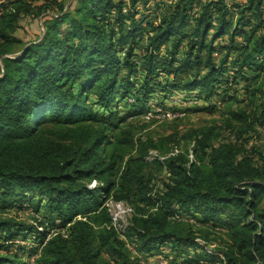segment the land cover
<instances>
[{
	"label": "trees",
	"instance_id": "obj_1",
	"mask_svg": "<svg viewBox=\"0 0 264 264\" xmlns=\"http://www.w3.org/2000/svg\"><path fill=\"white\" fill-rule=\"evenodd\" d=\"M169 1L18 0L1 11L0 264H264V149L215 146L203 130L171 152L176 136L137 137L130 122L157 89L165 109L197 89L240 102L229 94L239 85L255 106L264 0ZM28 20L43 27L31 40L19 35ZM123 100L133 111L121 117ZM247 113L231 116L246 126ZM154 167L169 176L162 187ZM103 199L131 209L124 231ZM32 204L46 210L38 226L9 216Z\"/></svg>",
	"mask_w": 264,
	"mask_h": 264
},
{
	"label": "rangeland",
	"instance_id": "obj_2",
	"mask_svg": "<svg viewBox=\"0 0 264 264\" xmlns=\"http://www.w3.org/2000/svg\"><path fill=\"white\" fill-rule=\"evenodd\" d=\"M172 1L173 0H170L169 2L171 3ZM232 2L233 0H230V4ZM150 6L154 8V3ZM147 13L149 16L158 14V12L153 9H150ZM38 29H40V31L43 30L42 25L37 22L32 23L28 20L26 23L24 22V26L19 32V35L25 40H31L36 37ZM229 92L230 96L234 95L236 100L241 101L225 102L219 97L206 101L199 89L192 92L189 91L188 94L177 91L172 94V97H169L170 99L168 101L165 102L166 110L165 108H162L159 103H156V101L161 102L158 101L161 98V96H159L161 92L157 89V92L153 95V101L149 104L150 109L148 113L134 118L130 122H133V124L137 127V137L152 138L156 140L162 138L160 139L161 141L167 137L176 136L180 145H175L174 142L169 144L168 150L171 152H176L177 150L185 148L192 149L194 145L189 141L190 135L193 136L197 132L201 134L203 130H211L214 134L212 143L215 146L227 143L237 144L245 149L244 151L246 154L252 156V154L255 153V150L264 149V126L261 125L264 123L261 117L263 114V110L261 108L264 104V97L260 96L257 100H255V106H252L249 95L244 93L241 85L233 86ZM90 101L92 103H97V100L93 96L90 97ZM131 101L132 100H128V102ZM95 110H99L98 113L100 114L104 112L97 106L95 107ZM241 110H245L248 113L254 112L256 114V118H253L248 125L243 126L242 121L235 120L231 116V113L241 112ZM118 111L120 113L119 116L123 117L133 110H130L128 106L125 105L123 100V102L120 103ZM164 111L165 114H163ZM169 112L174 116L170 117L168 115ZM160 141L158 143H160ZM158 152L156 151L152 153L153 158L158 155ZM191 159H194L193 155L191 156ZM150 171L155 173V184L159 187H162L163 180H168L169 178L165 171H160L155 167ZM31 206V208H26L21 212L13 210L9 216L17 218L19 221L24 222L28 226H38V222L43 216H45L46 210L37 214L36 204H32ZM103 206L107 207L111 212V216L115 218V224L118 229L124 231L131 217V209L129 206L124 203H117L112 199H103ZM218 228L219 230L217 232L219 235L226 238L228 229L225 227ZM212 238H214V236H212ZM201 244L203 243L201 242ZM219 244L220 242L216 240L215 242H212L211 245L206 247L210 250V252H212V250H216L219 247ZM25 245L28 247L37 246L36 241L32 239V237L26 241ZM168 251L171 252V249L168 248ZM168 251L166 250L167 253ZM194 254L197 253L191 251L190 258H193ZM33 259H31V261ZM156 260L158 261V264L159 262H166V260L159 256L157 258L149 259L150 262H156ZM182 261L183 259H181V262Z\"/></svg>",
	"mask_w": 264,
	"mask_h": 264
},
{
	"label": "built area",
	"instance_id": "obj_3",
	"mask_svg": "<svg viewBox=\"0 0 264 264\" xmlns=\"http://www.w3.org/2000/svg\"><path fill=\"white\" fill-rule=\"evenodd\" d=\"M16 1H18V0H0V13H1V11L2 10H4L5 9V7H7V8H11L12 7V4L14 3V2H16ZM27 1H29V0H27ZM31 1V0H30ZM38 1V0H37ZM227 2L230 4V0H227ZM163 114H165V112H163ZM168 115L171 117V116H174V115H172V113H168ZM159 264H168L167 262H159Z\"/></svg>",
	"mask_w": 264,
	"mask_h": 264
},
{
	"label": "crops",
	"instance_id": "obj_4",
	"mask_svg": "<svg viewBox=\"0 0 264 264\" xmlns=\"http://www.w3.org/2000/svg\"><path fill=\"white\" fill-rule=\"evenodd\" d=\"M237 2H244V0H236ZM233 2H234V0H233Z\"/></svg>",
	"mask_w": 264,
	"mask_h": 264
}]
</instances>
